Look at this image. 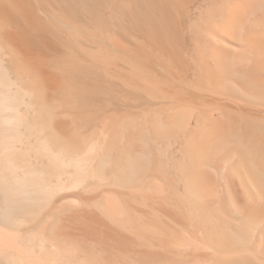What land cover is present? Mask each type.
<instances>
[{
    "label": "bare ground",
    "instance_id": "1",
    "mask_svg": "<svg viewBox=\"0 0 264 264\" xmlns=\"http://www.w3.org/2000/svg\"><path fill=\"white\" fill-rule=\"evenodd\" d=\"M0 264H264V0H0Z\"/></svg>",
    "mask_w": 264,
    "mask_h": 264
}]
</instances>
